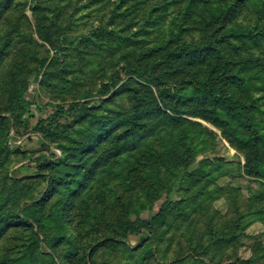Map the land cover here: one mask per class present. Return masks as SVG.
Returning <instances> with one entry per match:
<instances>
[{"label":"rangeland","instance_id":"1","mask_svg":"<svg viewBox=\"0 0 264 264\" xmlns=\"http://www.w3.org/2000/svg\"><path fill=\"white\" fill-rule=\"evenodd\" d=\"M194 1L189 18V0H0V221L19 211L28 220L0 222V264L31 245L42 264H179L166 245L179 258L264 264L263 181L245 173L244 155L209 123L182 116L200 129L140 136L121 149L103 139L68 159L128 106L110 99L128 80L155 97L177 91L168 71L178 64L165 54L143 62L141 73L139 58L152 47L211 43L233 71L264 53V36L223 38L225 29L264 26V0H239L227 19L231 0ZM109 81L115 87L101 93ZM251 81L253 96L264 98L263 84ZM55 124V136L39 131ZM159 212L167 224L154 245L138 227L128 230L127 221Z\"/></svg>","mask_w":264,"mask_h":264},{"label":"trees","instance_id":"2","mask_svg":"<svg viewBox=\"0 0 264 264\" xmlns=\"http://www.w3.org/2000/svg\"><path fill=\"white\" fill-rule=\"evenodd\" d=\"M192 4L188 14L192 18L194 0H189ZM229 6H226L223 18L227 19L234 13V6L239 0L228 1ZM217 7V6H215ZM222 8L212 9L211 19L213 18L214 25L220 23L219 11ZM220 28L214 29L212 35H216ZM223 29V28H222ZM223 38L232 37L235 39L257 40L264 36V26L254 27L246 30L225 29ZM215 39V38H214ZM165 54L164 59L168 64H178L168 71V78L177 87V91L168 93L166 90H161L158 97H155L153 92L145 86L130 85L128 80L126 84L110 98L116 100L119 96L126 102L119 105V110L113 112V119L96 129L95 133H91L90 139L84 142H77L74 147L73 154L68 157L72 161L78 160L79 157L85 155L91 149V142H94V147L98 146V142L111 140L114 149L128 147L132 142H135L140 136L151 137L154 134L165 131L186 129H200L197 125H193L187 118L201 119L220 131L221 136L229 146L235 149L240 154L244 155L246 163L244 171L249 176H254L263 181L260 183L264 188V103L257 104L258 101L264 98L254 97L250 92V87L253 85L251 80H258L264 86V53L250 61L244 63L236 71L231 68L232 63L225 61L221 56L220 51L216 47H212L211 43L200 45H176L158 44L148 50V53L141 55V73L148 72V68L143 65L145 61L153 60L158 55ZM257 61V62H256ZM17 71L11 74L10 82H15L18 79ZM147 83L152 84L153 81L147 77H140ZM111 87H115L114 83L109 81L102 85L101 93L107 94ZM264 94V88H263ZM17 100V99H16ZM18 101V100H17ZM84 111V110H83ZM83 111H79V116ZM16 119L18 117L13 116ZM5 119H0V124ZM51 125V124H49ZM50 128V127H49ZM58 129L55 124L54 129H46L40 126L39 131L43 134L55 136L54 130ZM183 131V130H182ZM117 134V135H115ZM51 166V164H50ZM54 168V165H52ZM40 178V177H39ZM51 177H48L46 183L51 182ZM1 223L9 224V226H18L20 224H28L27 217L22 211L13 213L7 220L0 221ZM8 222V223H7ZM167 221L162 213H155L143 219H138L136 222L127 221L126 225L130 232L135 231V228L143 230L148 236V245L156 243V232L164 227ZM169 225V224H168ZM180 229V228H179ZM239 232V231H234ZM238 235H231L223 243L225 251L232 250ZM170 242L172 243L171 239ZM231 244V246H229ZM218 246V241L216 243ZM171 246V245H170ZM29 252L24 254L19 259H16L11 264H42V257H39L38 247L31 245ZM167 254L175 258V263L179 264H215L212 259L201 260L191 257H180L175 254V251L169 250L166 245ZM227 264H243L237 260L228 261Z\"/></svg>","mask_w":264,"mask_h":264}]
</instances>
